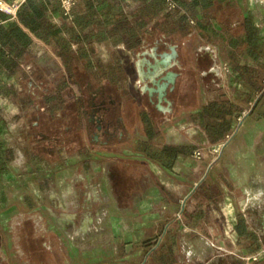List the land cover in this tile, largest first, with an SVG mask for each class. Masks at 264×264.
<instances>
[{
    "label": "crops",
    "instance_id": "1",
    "mask_svg": "<svg viewBox=\"0 0 264 264\" xmlns=\"http://www.w3.org/2000/svg\"><path fill=\"white\" fill-rule=\"evenodd\" d=\"M234 1L250 25H264V0ZM50 20L62 23L58 17ZM19 26L32 39V53L43 49L53 55L27 27ZM255 30L264 51V33ZM93 45L94 58L120 74L116 82L93 84L88 108H97L95 121L94 114L84 117L85 99L60 58L55 57L60 69L48 89L26 96L20 67L12 65L9 74L0 66V77L10 83L0 106V213L25 214L50 251L61 247L53 235L73 239L77 252L80 247L111 248L107 259L76 264H140L145 244L166 232L176 236L178 259L184 264H214L220 258L250 264L243 258L261 255L264 248V95L255 93L245 105L238 96L239 76L223 58L222 47L197 36L187 52L193 64L167 91L170 111L161 112L155 96L143 92L144 85L151 86L146 78L155 48L133 55L124 44ZM199 59L210 66L197 69ZM220 61L229 65L230 74L221 72ZM209 102L236 109L231 133L217 142L209 140L195 116ZM38 103L44 112H38ZM194 147L203 149L202 159L191 156ZM21 183H27L26 191ZM185 215L192 226L184 224ZM237 217L255 234L256 250L239 251ZM0 236V264H11L1 255L5 243ZM53 259L47 264H55Z\"/></svg>",
    "mask_w": 264,
    "mask_h": 264
},
{
    "label": "trees",
    "instance_id": "2",
    "mask_svg": "<svg viewBox=\"0 0 264 264\" xmlns=\"http://www.w3.org/2000/svg\"><path fill=\"white\" fill-rule=\"evenodd\" d=\"M130 1L131 5L124 0H74L70 15L66 16L60 0H24L15 18L0 13V66L9 74L13 73L12 65L19 66L23 78L24 67L31 65L34 72L26 73L27 81L45 91L48 85L42 84L43 76L52 72L49 70L60 69L55 57L60 58L65 73L85 99L83 115L86 118L97 113L96 107L90 105L88 108L93 84L120 80V74L115 72L112 64H101L94 58V43H107L112 47L124 44L133 55L151 48L157 53L169 52L174 46L178 58L174 71L183 80L189 65L193 64L187 53L189 43L200 36L222 47L223 58L239 76L242 88L238 96L243 98L245 105L251 102L255 93L264 92V51L256 43L255 28L241 17V10L234 0ZM51 16L60 18L62 23H52ZM19 24L47 45L53 55L43 49L39 54L32 53L29 49L32 39ZM72 46L77 47L75 52ZM194 65L197 69H206L210 62L199 59ZM198 110L195 116L211 142L231 133L229 126L236 111L233 106L209 102ZM96 119L94 116L91 120ZM183 222L192 226L186 215ZM30 223L27 217L18 224L24 258L27 264H47L57 251L43 246V236L34 232ZM236 231L239 251L257 249L258 246L253 244L255 234L247 230L241 217H237ZM143 249L146 255L140 264H184L178 259L180 248L176 236L169 232L146 243ZM214 264L244 262L220 258ZM250 264H264V259H256Z\"/></svg>",
    "mask_w": 264,
    "mask_h": 264
},
{
    "label": "rangeland",
    "instance_id": "3",
    "mask_svg": "<svg viewBox=\"0 0 264 264\" xmlns=\"http://www.w3.org/2000/svg\"><path fill=\"white\" fill-rule=\"evenodd\" d=\"M258 27H259L258 29L263 31L264 33V25L258 24ZM119 49H120L118 50L120 51L119 53L120 54L123 53L124 51L123 46H121ZM105 51H106L105 52L106 55H108V51H109L108 48L105 47ZM125 64L127 66V64L129 63H125ZM49 71H52V72L47 73L45 76H43L44 78V80H42L43 85H49L50 81L53 79L54 74L56 73V71H53V70H49ZM33 72H34V67L30 65V70L29 71L25 70L24 72L25 76L22 79L20 78V84L22 86L25 96L28 93L30 95V92L33 91L34 89L41 90V88L34 86L33 84L27 81L26 75L27 74L30 75ZM259 95H264V92L259 93L256 96H259ZM7 97L8 96L0 98L1 107L3 106V102H2L3 99ZM44 110H45L44 105L42 103H38V112L42 113L44 112ZM24 172H25L24 170H21V173H24ZM26 186H27V183L26 184L21 183V189L26 191ZM21 195H22V191H21ZM21 207H23L24 209L23 205ZM24 218L27 219V216H25V214L21 215V213L20 214L11 213L8 211H4L0 213V234L4 238V243H5V246L1 250L2 251L1 255L3 254L5 257H7L10 260L11 264H25L26 262L24 261L25 256H24V253L22 252V246H23L22 241L23 240H22V236L20 235L21 233L19 232L18 229L14 227L18 221L20 222ZM37 234H39L42 238V232L41 233L37 232ZM53 239H55V243L58 244V246H61L58 248V251L53 257L54 258L53 260H56L55 264H76L77 262L83 261V259H87V258L94 259V260L96 258H100L101 260L107 259L109 254H111L112 252L111 248L106 247V246H101V247L94 246L90 249L80 247L77 252L76 245L74 244L73 239L71 238L62 239L59 235L57 236L53 235ZM185 256H186V253L184 254V257Z\"/></svg>",
    "mask_w": 264,
    "mask_h": 264
},
{
    "label": "water",
    "instance_id": "4",
    "mask_svg": "<svg viewBox=\"0 0 264 264\" xmlns=\"http://www.w3.org/2000/svg\"><path fill=\"white\" fill-rule=\"evenodd\" d=\"M153 63L149 65L150 73L146 79L150 81L151 86L144 85L148 90L150 98L155 95V108L158 111H170L171 102L167 98V91H172L178 74L173 70L177 64V52L174 46L169 48V52L154 53L150 55ZM151 102L152 99H151ZM164 104V105H163Z\"/></svg>",
    "mask_w": 264,
    "mask_h": 264
},
{
    "label": "built area",
    "instance_id": "5",
    "mask_svg": "<svg viewBox=\"0 0 264 264\" xmlns=\"http://www.w3.org/2000/svg\"><path fill=\"white\" fill-rule=\"evenodd\" d=\"M23 1L24 0H0V12L10 16L11 18H15L16 11ZM73 4H74V0H60V6L63 9L64 15H66V16L70 15V11L73 7ZM254 27L256 29L259 28L258 24H255ZM211 52H212L213 59L216 60L218 58L216 51L214 49H211ZM219 66H220V70L223 74H230L231 73L230 67L226 62L220 61ZM24 70L29 71L30 66L29 65L25 66ZM9 92H10V83L8 81V78L1 76L0 77V98L8 96ZM0 125H1V121H0ZM0 133H1V128H0ZM212 151L214 153H217L218 149L216 147H214V148H212ZM191 156L197 160L202 159L203 149L201 147H194L192 152H191ZM3 157H4V149H3L2 144L0 143V167L2 170L4 169ZM243 259L247 262H251V261H254L256 259H264V248L262 249L261 255H252L249 257H244Z\"/></svg>",
    "mask_w": 264,
    "mask_h": 264
},
{
    "label": "flooded vegetation",
    "instance_id": "6",
    "mask_svg": "<svg viewBox=\"0 0 264 264\" xmlns=\"http://www.w3.org/2000/svg\"><path fill=\"white\" fill-rule=\"evenodd\" d=\"M173 70H174V68H173ZM147 82V81H146ZM149 87V86H148ZM143 92H145V94H147L148 95V90L146 89V88H144L143 87ZM153 96H155V95H153ZM101 108L103 107V106H100ZM96 110H97V108H96ZM94 116H95V114H94ZM94 116H92V117H94ZM92 117H91V119H92ZM1 244H2V238H1V236H0V248H1Z\"/></svg>",
    "mask_w": 264,
    "mask_h": 264
}]
</instances>
